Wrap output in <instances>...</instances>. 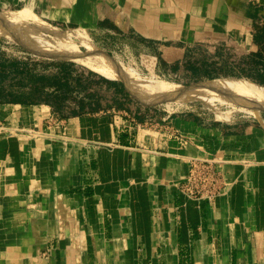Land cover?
<instances>
[{
  "label": "crops",
  "instance_id": "1",
  "mask_svg": "<svg viewBox=\"0 0 264 264\" xmlns=\"http://www.w3.org/2000/svg\"><path fill=\"white\" fill-rule=\"evenodd\" d=\"M18 11L124 37L132 54L134 46L151 54L146 66L156 73L180 74L186 52L191 63L218 47L264 71V0H0V13ZM62 64L29 66V87L44 96L0 103V264H264V121L169 113L142 126L114 108L60 114L66 93H47L43 82L56 71L67 92ZM252 75L238 76L256 82ZM124 87L126 97L160 106ZM215 151L228 159L232 184L198 209L176 182L191 158Z\"/></svg>",
  "mask_w": 264,
  "mask_h": 264
},
{
  "label": "rangeland",
  "instance_id": "2",
  "mask_svg": "<svg viewBox=\"0 0 264 264\" xmlns=\"http://www.w3.org/2000/svg\"><path fill=\"white\" fill-rule=\"evenodd\" d=\"M230 6L232 7L233 13H235L240 8L236 1H230L229 7ZM212 8L214 12H217L218 14L222 10L219 1H214ZM233 16L234 14L232 15V17ZM51 25L57 27L64 33L70 34L74 38L78 48L88 56H92L94 50H98L100 51V53H104L108 57L110 64L122 63L123 66L134 67L136 68L135 70L143 77H147L150 76V74H153L154 76L164 81L175 83L180 86H195V92L193 91L190 93L191 95L189 96V99H160V106L148 107V104L144 103L141 100H136L130 96L126 97L125 94L127 90L124 85L127 84L120 79H107L101 74L81 64L75 63L71 59L48 54L40 55L39 49H34V47H31L29 44L23 43L22 41H15L7 37H0V69H3L5 67V71L0 73V81H5V83H7L1 84L3 90H1L2 92H0V98H6L10 96L15 98L27 99L29 97L36 98L40 97L41 95L44 96L43 94L46 93L44 89H42V92L30 89L28 80L31 85L35 84L36 81L35 76L29 73V66L34 64L37 65L46 63L52 66L60 67V64L63 63V83L64 78L66 77H64V73L66 75L67 72L68 76L67 92L64 87L65 85L60 87L62 84H60L61 77L60 75L56 76V71L46 72L48 73V75L43 82L48 86V88L46 89L47 93H50L51 89L52 91L57 89V95L59 94L61 89L63 93H66L65 95H67L68 97L66 102L67 107H63V109L62 107H60V114L61 110H63L64 114L69 115L72 113L74 114V111H76L75 113H80L84 111L86 106L87 110H97L100 108L102 110H110L114 108L117 111L125 113L124 115H126V118H129L131 116L134 119L133 121L135 123L142 126H146L147 124L149 126L150 124L155 123L159 117H163L165 115H168L169 113L175 116H186V118L190 115L191 119H195L200 123H207L212 119L221 124L234 123L237 121L245 120H254L261 122L264 121V103H252V105H254V108H256V110L260 114L261 119H259V117H256V115H254L253 111L251 110L252 108L249 107L251 106L249 102V104H247V102L242 97L230 91L226 93V96L224 93V97L223 95H216L217 97L207 102V99H209L211 95V89L214 88L213 90H218L219 88V90H221L219 84H222V86L226 85L225 83H222L226 80L229 81L227 82L228 85H238L243 83L246 84L248 81L251 84L264 88V84L259 83L261 79L256 78L258 74L263 75L264 71H262V73H258L257 71L253 70L250 62H247L246 60L241 59V57L234 55L233 52H228L225 47H218L221 49H216L217 52H214L213 54L198 50V52H196V55L192 56L191 60L193 62L191 61V63L188 62V54L186 52L184 54L185 61L182 64L186 68H184V70H181L180 74H176L173 76L171 73L176 72V70L169 71V74L162 73L167 72L168 70L166 71V69L164 71L161 69L160 73L154 72L153 69H151V71H148L149 69L147 68L149 66H146V60L151 58V54L141 50L140 48H137L136 46L133 47L132 54V51L128 49V42L124 37H110L97 34L94 31H90L89 33H87L86 38H79L77 36V30H80V27L82 26L70 24L67 28H61L55 25V23ZM30 26L31 24H28L27 26L30 30L29 32H31L32 30L31 33L35 34V31H33ZM40 41L41 43L43 41V45L51 48L55 47V49H57V46L59 45V43H57L56 41H53L52 43L51 36L48 35L45 36V39L41 38ZM90 45L94 47V50L92 49L93 51L89 49ZM214 60H222V63L219 64V62L216 61L217 64H215ZM190 66L191 70L187 68ZM231 68L235 69L231 71ZM229 74H234V77H228ZM239 74H253L252 76H254V79L257 81L255 82L254 80H252L253 77L250 79L241 78L240 76H238ZM30 77H32L31 80L29 79ZM38 83L42 82L38 80ZM115 83L117 84V87L114 86ZM114 87L118 88V91H120L116 93L115 90H113ZM137 91L142 93L139 89ZM204 91H206L208 94H205L206 92L204 93ZM202 92L204 93V96L203 94H200ZM214 93L216 94V91ZM201 95L202 99L204 97V100L201 99ZM230 95L233 97H230ZM218 97L223 100V102L225 100V102L223 103L221 100H219ZM228 97L230 99H227ZM63 102H65V100ZM241 102L246 103L247 106L246 104L244 106V104H242ZM58 104L59 103L55 105ZM249 110H251V112ZM219 113H222V116L227 115V120L218 117ZM88 144L89 143H87V145ZM195 158H198V161H200V159H214V161H216V163L213 165L197 166L196 173L198 180L194 186V190L197 192V195L189 196L185 193V190L189 188L187 178L190 170V161L193 158L189 160L188 170L186 174L176 182V186L183 195L196 203L198 209H202L204 205H212L216 199H218L219 197H223L232 183L226 179L225 165L228 159L224 158L222 153L218 151H215L213 153L204 152L200 155H196Z\"/></svg>",
  "mask_w": 264,
  "mask_h": 264
},
{
  "label": "bare ground",
  "instance_id": "3",
  "mask_svg": "<svg viewBox=\"0 0 264 264\" xmlns=\"http://www.w3.org/2000/svg\"><path fill=\"white\" fill-rule=\"evenodd\" d=\"M28 24H31L30 28H32L33 31H35V34L31 33L32 30L31 32H29L30 30L27 27ZM77 31H78L77 36L79 38L81 37L86 38L87 32L84 28H80V30L78 29ZM46 35L51 36L52 43L53 41L59 43L57 49H55V47L51 48L43 45V41L41 43L40 41L41 38L45 39ZM0 37H5V38L7 37L15 41H22L23 43L29 44L31 47H34V49L35 48L39 49L40 55L48 54V55H55L57 57L61 56L66 59H71L75 63H79L93 69L94 71L98 72L99 74H101L106 78L120 79L122 81L130 83L133 86L137 87L146 97H148L151 100L163 99V98L175 96L179 92L180 93L184 92L188 94V92L190 91L189 90L190 88L164 81L154 76L153 74H150V76L147 77H143L135 69H133L132 67L123 66L122 63H114L112 61L114 64H110L108 57L104 53H100V51L98 50L95 51L92 45L89 46V49L94 50L93 55L88 56L78 48L74 38L70 34L64 33L63 31L42 22L39 18L29 13L28 11L0 13ZM219 86L221 90H219V88L218 90L217 89L213 90L214 88L211 89L210 94L212 95V98L210 95V98L207 99V102L213 100V98L217 97L218 95L219 96L223 95L224 97V93L226 96V93L230 91L242 97L247 102V104L250 103L251 106L249 107L252 108L251 110L253 111L254 115H256V117H259L258 111L256 110V108H254V105H252V103L254 102L264 103L263 88H260L258 86L255 87L254 85H247L245 83L238 85H227V86H222V84H219ZM215 91L216 94L214 93ZM205 92L206 91H204V93ZM204 93L202 92L200 94H203L204 96ZM205 94L208 93L206 92ZM230 97L233 96L230 95ZM187 99H189V96L187 97ZM201 99H202V95H201ZM227 99L230 98L228 97ZM202 100H204V97ZM219 100L221 99L219 98ZM221 101L223 102V100ZM242 104H244L245 106L246 103H242ZM251 110L249 111L251 112ZM222 115H223L222 113H219L218 117L227 120L228 116L227 115L222 116Z\"/></svg>",
  "mask_w": 264,
  "mask_h": 264
},
{
  "label": "built area",
  "instance_id": "4",
  "mask_svg": "<svg viewBox=\"0 0 264 264\" xmlns=\"http://www.w3.org/2000/svg\"><path fill=\"white\" fill-rule=\"evenodd\" d=\"M216 161L214 159H200L198 161V158L193 157V159L190 161V170L187 178V183L189 188L185 190V193L189 196H196L197 192L194 190V186L198 180L197 177V166L198 165H213Z\"/></svg>",
  "mask_w": 264,
  "mask_h": 264
},
{
  "label": "water",
  "instance_id": "5",
  "mask_svg": "<svg viewBox=\"0 0 264 264\" xmlns=\"http://www.w3.org/2000/svg\"><path fill=\"white\" fill-rule=\"evenodd\" d=\"M123 82L126 83V84H130V83H127L125 81H123ZM194 87L195 86H190V87H187V88H190L189 89L190 90L189 92H192V91H194L196 89ZM189 92H188V94L187 93H184V92H182V93L179 92L177 95L171 96V97H167V98H187L188 96H190V93ZM167 98H163V99H167ZM149 100H151V99H149ZM151 101H153V102H160V99H155V100H151Z\"/></svg>",
  "mask_w": 264,
  "mask_h": 264
},
{
  "label": "trees",
  "instance_id": "6",
  "mask_svg": "<svg viewBox=\"0 0 264 264\" xmlns=\"http://www.w3.org/2000/svg\"><path fill=\"white\" fill-rule=\"evenodd\" d=\"M64 77L67 78V80H68L67 72H66V75L64 73ZM226 81H228V80H226ZM223 82H225V81H223ZM1 90L2 89H0V92H2ZM4 102H6V103H16V99H15V97H10V96L6 97L5 99L4 98H0V103H4ZM63 107H67V104H65V106H63ZM75 112L76 111H74V113Z\"/></svg>",
  "mask_w": 264,
  "mask_h": 264
}]
</instances>
